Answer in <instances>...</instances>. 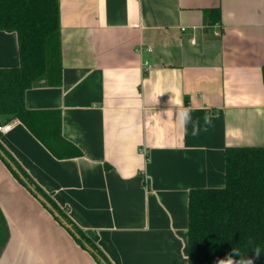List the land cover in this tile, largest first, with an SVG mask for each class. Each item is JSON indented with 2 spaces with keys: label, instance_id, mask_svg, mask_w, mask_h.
I'll return each instance as SVG.
<instances>
[{
  "label": "crops",
  "instance_id": "1",
  "mask_svg": "<svg viewBox=\"0 0 264 264\" xmlns=\"http://www.w3.org/2000/svg\"><path fill=\"white\" fill-rule=\"evenodd\" d=\"M58 15L60 83L24 107L79 154L5 115L0 146L110 264H187L188 192L224 187L226 147H264V0H58ZM18 66L0 31V69ZM0 210V264H97L1 158Z\"/></svg>",
  "mask_w": 264,
  "mask_h": 264
},
{
  "label": "trees",
  "instance_id": "2",
  "mask_svg": "<svg viewBox=\"0 0 264 264\" xmlns=\"http://www.w3.org/2000/svg\"><path fill=\"white\" fill-rule=\"evenodd\" d=\"M205 14L210 25L219 22L218 8L206 10ZM0 31L16 34L19 56L18 67L0 69V116H10L23 123L55 158L77 156L75 147L60 136L58 118L44 120L24 107L25 91L39 81L44 80L46 86L60 83L58 0H0ZM261 77L264 84V63ZM0 151L72 228L78 238L65 229L74 241L97 264H110L94 241L73 224L1 146ZM223 155L224 187L188 192L187 264H220L227 258L234 264L246 259H251L253 264H264V147H226ZM0 158L27 189L17 173ZM8 236V226L0 210V255Z\"/></svg>",
  "mask_w": 264,
  "mask_h": 264
},
{
  "label": "water",
  "instance_id": "3",
  "mask_svg": "<svg viewBox=\"0 0 264 264\" xmlns=\"http://www.w3.org/2000/svg\"><path fill=\"white\" fill-rule=\"evenodd\" d=\"M0 156L9 164V166L11 167V169L17 173V175L19 176V178L24 182V184L26 185L27 189H29V191L36 197V199L42 203V205L48 209L52 216H54L60 223L61 225L68 229L71 233L74 234L75 237L78 238V236L75 234V232L72 230V228L61 218V216L51 207V205L39 194L37 193L34 188L28 184V182L25 180V178L20 174V172L17 170V168L7 159V157L0 151ZM90 250V249H88Z\"/></svg>",
  "mask_w": 264,
  "mask_h": 264
},
{
  "label": "built area",
  "instance_id": "4",
  "mask_svg": "<svg viewBox=\"0 0 264 264\" xmlns=\"http://www.w3.org/2000/svg\"><path fill=\"white\" fill-rule=\"evenodd\" d=\"M145 66H146L147 68L150 67V66L148 65L147 62H145ZM10 129H11V123H9V122H2V121L0 120V134H5V133H7L8 131H10Z\"/></svg>",
  "mask_w": 264,
  "mask_h": 264
},
{
  "label": "clouds",
  "instance_id": "5",
  "mask_svg": "<svg viewBox=\"0 0 264 264\" xmlns=\"http://www.w3.org/2000/svg\"><path fill=\"white\" fill-rule=\"evenodd\" d=\"M220 264H234L231 258H227L220 262ZM241 264H253V261L251 259H246L241 262Z\"/></svg>",
  "mask_w": 264,
  "mask_h": 264
}]
</instances>
